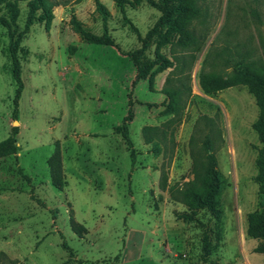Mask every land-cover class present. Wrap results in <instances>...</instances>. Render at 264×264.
Listing matches in <instances>:
<instances>
[{
    "label": "rangeland",
    "instance_id": "1",
    "mask_svg": "<svg viewBox=\"0 0 264 264\" xmlns=\"http://www.w3.org/2000/svg\"><path fill=\"white\" fill-rule=\"evenodd\" d=\"M49 1L62 3L48 25L35 20L22 32L28 0L17 1L9 29L0 23V140L14 135L17 145L0 155V264H264L247 233L258 208L255 97L246 84L206 92L200 81L202 72L227 76L240 60L264 64V0H196L191 37L154 34L145 55L171 64L136 82L129 52L157 21L156 7L142 0L121 11L100 0L110 45L85 41L71 24L74 14L105 32L95 0ZM17 37L15 105L9 48ZM130 106L132 146L114 129ZM57 148L61 187L48 164ZM209 152L221 182L218 216L185 194Z\"/></svg>",
    "mask_w": 264,
    "mask_h": 264
},
{
    "label": "trees",
    "instance_id": "2",
    "mask_svg": "<svg viewBox=\"0 0 264 264\" xmlns=\"http://www.w3.org/2000/svg\"><path fill=\"white\" fill-rule=\"evenodd\" d=\"M17 1L18 0H0V10L2 7L7 9L5 15L0 14V23L8 29L11 27V24H15V20L18 15L19 9ZM66 1L63 2L65 3ZM141 1L142 0H114L115 4L121 9V11L124 10L126 3L135 5ZM146 1L156 7L161 13L154 26L148 30L146 36L142 39V45L129 52V55L136 67L134 82L146 78L149 71L155 66L157 70H162L171 64V61L162 54L156 53V58H149L145 55L144 51L149 44V40L154 36V34L161 37V39L165 41H167L168 35L172 31H177L181 34V36L190 38L192 34L189 30H187L189 20L191 17L198 16L200 13V9L195 2L196 0ZM58 3L62 2H52L49 0H28V12L22 32H27L29 26L35 20L45 21L46 25L50 24L53 18L52 5ZM95 3L96 9L103 16V27L105 32L100 35L90 32L74 14H72L71 17V24L74 30L80 34L81 38L87 42L116 45L114 40L106 33V20L110 12L100 0H95ZM39 8H41L42 11L36 13V10ZM163 29L165 30L163 31ZM19 37L10 43L9 48L13 63L12 75L17 83L14 95L15 105H17L18 98L23 87L20 75V62L17 56ZM200 81L206 92L215 91L224 87L233 86L235 84H246L249 91L255 97V101L258 106V115L256 120L252 123V126L256 130L258 139L261 142V146L258 148L256 157L257 174L255 176V179L258 182V208L248 213L247 233L248 235L259 239L255 250L264 252V64L256 66L251 62L240 60L234 63L231 72L227 76L223 77L215 73L202 72L200 75ZM169 93L172 96L175 92L171 91ZM129 104H132V100H129ZM132 118L133 109L130 106L126 115L123 117L122 122L117 124L114 128L115 131L122 134L129 146H132V140L129 135L128 126ZM13 129L16 131L18 126H13ZM16 151L17 145L15 143L14 135H9L0 140V155L15 154ZM131 154H134L133 148H131ZM48 164L53 184L57 187H61L64 183V179L58 148L49 158ZM215 165L216 159L214 155L211 152L207 153L204 162H200L195 165L194 179L190 180V183L186 187L185 194L187 201L191 206L208 208L213 212V214L218 216L220 209L217 204L219 202L218 195L220 194L221 182L217 177ZM203 248L208 253V250L210 249V242L206 234L203 238Z\"/></svg>",
    "mask_w": 264,
    "mask_h": 264
}]
</instances>
